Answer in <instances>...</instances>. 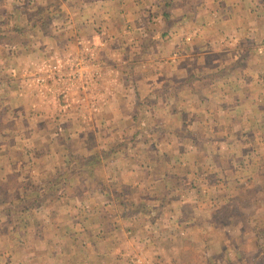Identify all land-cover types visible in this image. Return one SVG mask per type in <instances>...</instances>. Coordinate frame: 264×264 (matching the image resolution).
<instances>
[{"label": "crops", "instance_id": "0c3cea01", "mask_svg": "<svg viewBox=\"0 0 264 264\" xmlns=\"http://www.w3.org/2000/svg\"><path fill=\"white\" fill-rule=\"evenodd\" d=\"M18 1L25 21L55 0H2L0 9ZM57 1L76 30L112 44L98 61L75 57L77 72L90 74L63 115L91 118L101 103L118 126L95 152L62 144L67 160H43L30 134L45 127L29 119L57 118L60 103L53 84L37 96L26 70L47 54L37 39L64 34L0 37V72L14 88L0 97V264H264V0ZM121 36L133 39L123 49ZM70 165V186L54 191L44 175Z\"/></svg>", "mask_w": 264, "mask_h": 264}, {"label": "rangeland", "instance_id": "374dc122", "mask_svg": "<svg viewBox=\"0 0 264 264\" xmlns=\"http://www.w3.org/2000/svg\"><path fill=\"white\" fill-rule=\"evenodd\" d=\"M62 10L64 14H66L68 17V13L64 9ZM149 22L150 23L142 24V27L146 29V33H145L146 35L151 32V27L149 26H151L152 22L151 21ZM154 22L155 21H153V23ZM46 28H47L46 29L47 32L60 31L64 35L58 34L55 35L57 37L52 39L49 38L43 39L44 37L41 36L40 39H37V41L40 40L41 44L44 45V46H38V48L41 49L39 52L40 53L46 52L47 54H45V56H42L43 58L41 59V61L37 62V64L33 63L26 70V76H29L31 80L29 83L33 84L31 87L34 88L35 94L37 96L44 95L43 93L49 92V89L52 86L51 84L55 85L56 95L59 98L58 102L60 103L59 105L56 106L57 110H59L58 111L59 115L57 118H44L45 120L42 119V121L38 118L31 117L29 119V126L37 127L38 125H43L45 127L44 135L38 137L39 135L30 134L31 140L37 138L34 142L40 143V145L39 144L37 146L34 145L36 146L35 147L36 150L44 149V151H38L40 153L43 152L42 154L43 160L55 163L56 161H59V159H61V157H63L64 154L67 160L66 152L61 151L63 145L68 146L70 149H74V150H77L78 148H80L81 150L87 149L88 151L87 154L93 151L95 152L97 150L96 148H98L97 146L100 144L99 139L102 138V135L111 134L115 130V127L118 126V123L116 122L115 119H110L107 113L102 111L101 103L94 105V108L96 109H93L94 114L91 118H89V116L66 117L65 115H63L67 113L64 110H67L70 107V106L64 107L63 105L66 104V102L63 100L67 98L69 92L72 94H79L81 92L84 93V91L86 92L84 88L77 87L74 85L79 78H82L83 87H85L86 83L84 79H86L87 76H89L90 74L88 72L89 71L88 69L85 70L83 69L81 70L80 73L77 72L78 70H76V65H72L76 63L74 62L75 57L79 58L78 60L79 62H82L84 60L86 61V59L88 61L89 60L98 61V59L101 56V53H99V48L112 47V44L108 43L106 45H103V43L106 41V38H103L102 36H97V35L94 36V35L86 34L84 30L83 31L76 30L77 27L74 26L71 21H68V19L52 22L49 26H46ZM126 28L129 31L135 30V28H133V26H131L130 24H128V27ZM94 30H97V27H95ZM68 34H73V35H68ZM85 35H89V36H85ZM45 37H48V35H45ZM126 40H133V39L127 38L123 42V36H121V38L118 39L120 48L123 49V47L126 46V44H124ZM146 41H151V40H147L145 38L144 42ZM140 42H142V40H140ZM61 43L64 45L61 46ZM74 43L77 45H74ZM113 52H114L113 49H109L110 54ZM132 54L134 55V53L129 51L128 57L133 56ZM3 57L5 58V56ZM110 58L111 59L109 60L111 63L118 62L117 54L111 55ZM69 64L72 66V68H70ZM95 72L96 70L92 72L93 79L96 76ZM6 73L7 72L5 70H2L0 72V97L5 95H7L8 97V95H11V93H13L11 91L14 88H12L11 91H8L7 88H5L6 86H4V84H6L9 71L7 74ZM18 77H20V75ZM258 77L261 81L260 82L261 86L264 88V75L262 77L260 76ZM20 79L21 78H19V80ZM15 87H16L15 90L16 92L18 90L19 93H22L23 88L20 84L18 87L17 86ZM80 112L82 113H78V114H85V109L83 108V110ZM92 128L95 129V131H91ZM87 132H91V133H87ZM114 141L116 143L115 138H113L112 142L114 143ZM34 146H32L31 148H33ZM121 149H123V147ZM82 153L84 154L85 152H81V151L78 152L79 155H81ZM98 163L100 164L99 161ZM99 164H94V166L92 167H95L93 170L97 172L98 176L100 175L102 177L104 175V171L102 165L99 166ZM61 168H63V166L59 167V169L55 171L56 174H53L52 171H49L44 175V177L47 178L46 179L47 181H49L48 179L49 177L52 178L59 175L57 178H55V180L57 181L56 190L58 191V193H62L66 189H68V187L70 186L69 183L71 182L72 177L75 175V173L73 172L75 171L74 168L72 171H68L66 175L61 173L60 170H63ZM63 179L66 180L63 182ZM95 184L98 185L99 182H95ZM95 202L96 200L93 201L95 206L101 205V203H95ZM17 218L19 219L21 218V216H17ZM145 258L148 260V262L145 264H149L150 261L148 256H146ZM137 260H138L137 257H133L129 259L128 263L139 264L137 263L138 262Z\"/></svg>", "mask_w": 264, "mask_h": 264}, {"label": "trees", "instance_id": "16d2710c", "mask_svg": "<svg viewBox=\"0 0 264 264\" xmlns=\"http://www.w3.org/2000/svg\"><path fill=\"white\" fill-rule=\"evenodd\" d=\"M26 8L27 7L23 2L18 1L17 3L13 4L9 13H5L2 9H0V37L5 41V43H23L26 41L27 35L33 34L37 30H46V26H49L52 22L61 21L67 18V15L64 14L63 10L59 7V1L57 0L45 5L44 7L36 9L33 16L29 19L20 21V15L27 13ZM147 20L144 22V24L150 23L147 22ZM142 30L144 33H146V29L142 27ZM144 41L145 40H142L140 48L142 53L139 52V56L140 54H145L144 52L150 46L151 41ZM124 151L125 150H123V153ZM96 155L97 154L95 153L92 158H94ZM77 160H79V157L75 159V162H78ZM66 168V172H68L72 171L74 166L70 165ZM58 176L54 178H57ZM42 187H44L43 184H39L34 187V190L38 192L42 190ZM53 190L55 191L56 189L53 188ZM32 201L33 204L30 206V208L36 207L41 200L39 198H34ZM4 202L5 199L0 197V205Z\"/></svg>", "mask_w": 264, "mask_h": 264}, {"label": "built area", "instance_id": "2783aa9c", "mask_svg": "<svg viewBox=\"0 0 264 264\" xmlns=\"http://www.w3.org/2000/svg\"><path fill=\"white\" fill-rule=\"evenodd\" d=\"M138 261V260H137Z\"/></svg>", "mask_w": 264, "mask_h": 264}]
</instances>
